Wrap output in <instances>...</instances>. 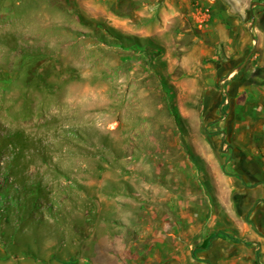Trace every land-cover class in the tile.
Listing matches in <instances>:
<instances>
[{"label": "rangeland", "instance_id": "374dc122", "mask_svg": "<svg viewBox=\"0 0 264 264\" xmlns=\"http://www.w3.org/2000/svg\"><path fill=\"white\" fill-rule=\"evenodd\" d=\"M253 2L0 0V264H182L212 215L233 226L239 160L210 127L250 71L212 25L254 39Z\"/></svg>", "mask_w": 264, "mask_h": 264}, {"label": "crops", "instance_id": "0c3cea01", "mask_svg": "<svg viewBox=\"0 0 264 264\" xmlns=\"http://www.w3.org/2000/svg\"><path fill=\"white\" fill-rule=\"evenodd\" d=\"M221 15L226 18V23L216 19L212 25L220 35L218 42H224L228 53L233 57L246 56L248 60L243 62L242 68L250 71L249 76H245L239 68L230 73L227 79L222 78L223 83L229 81L225 94L228 103H225L230 104V114L227 122L224 118L216 116L219 120L210 127L224 132L233 151V158L239 160L236 169L238 175L231 178L232 189L240 196L238 217L233 210L227 208V221H233L234 224L230 226L223 221L221 231H217L219 218L212 215L208 224L210 230L194 244L189 256L185 258L186 262L182 264H264V75L259 73L260 69L264 70V22L261 23L264 14L257 16L261 33L252 40L249 36L242 39V33L239 35L241 42L234 38L235 34L229 39L225 28L230 23L235 26L234 30L239 32L243 26L232 22L228 14H217L216 18ZM239 16L243 18L242 14ZM217 47L220 49L221 45ZM218 53L220 54L221 50ZM227 65L230 69L234 63ZM219 67L226 70L223 64H218L217 68ZM240 72L242 74L237 77ZM217 76L220 79L221 73L218 72ZM219 93L220 90H212L208 97L209 103L217 105L215 113L220 110ZM237 162L232 161L229 168L235 167ZM215 232H225L229 237H217L208 249H198L194 254V250Z\"/></svg>", "mask_w": 264, "mask_h": 264}, {"label": "trees", "instance_id": "16d2710c", "mask_svg": "<svg viewBox=\"0 0 264 264\" xmlns=\"http://www.w3.org/2000/svg\"><path fill=\"white\" fill-rule=\"evenodd\" d=\"M259 73H260V75H264V70H263V69H260V70H259ZM173 114H174V116H175L176 119H180V116H179V114H178V112H177L176 110H174ZM217 237H224V238H226V237H229V236H228V234L225 233V232H215V233L211 234L208 238H206V239L204 240V242L202 243V245H201L200 247H197V248L194 250L193 253L195 254L196 250H198V249H199V250H200V249H208V248L210 247V245H211V242H212L214 239H216Z\"/></svg>", "mask_w": 264, "mask_h": 264}, {"label": "built area", "instance_id": "2783aa9c", "mask_svg": "<svg viewBox=\"0 0 264 264\" xmlns=\"http://www.w3.org/2000/svg\"><path fill=\"white\" fill-rule=\"evenodd\" d=\"M199 14H196V18L200 27L206 24L211 17L210 10L208 8L200 7L197 9ZM228 103V101H226Z\"/></svg>", "mask_w": 264, "mask_h": 264}, {"label": "water", "instance_id": "95a60500", "mask_svg": "<svg viewBox=\"0 0 264 264\" xmlns=\"http://www.w3.org/2000/svg\"><path fill=\"white\" fill-rule=\"evenodd\" d=\"M258 5H262V6H264V4H261V3H259V2H253V3H252V7H253V6H258ZM251 15H252V19H253V21H254L255 18H254V13H253L252 8H251ZM247 60H248V58H247ZM247 60H246V61H247ZM245 63H246V62H245ZM245 63H244V64H245Z\"/></svg>", "mask_w": 264, "mask_h": 264}]
</instances>
